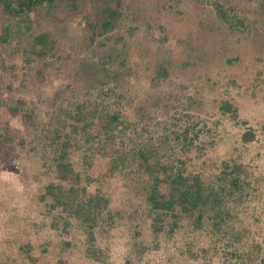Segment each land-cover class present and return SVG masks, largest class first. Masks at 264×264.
Listing matches in <instances>:
<instances>
[{
	"label": "rangeland",
	"instance_id": "1",
	"mask_svg": "<svg viewBox=\"0 0 264 264\" xmlns=\"http://www.w3.org/2000/svg\"><path fill=\"white\" fill-rule=\"evenodd\" d=\"M236 2L241 3V14L258 19L260 2L228 0L231 5ZM212 3L213 0L64 1L57 10L31 13L34 30L47 33L53 43L45 57L32 51L33 40L26 36L15 53L11 44L0 43V264H32V257L38 258L37 264H239L229 262L226 254L231 247L225 241L215 242L221 237L214 234L221 232L207 225L197 230L193 219H182L172 234L168 231L156 236L143 217L142 191L136 185L127 187L123 174L103 178L106 163L98 161L88 167L81 154L78 167L89 169L95 179L90 191L106 196L113 210L124 212L118 220L121 227L117 225L102 237L98 235L97 244L90 247L79 224H73L67 233L57 219L59 213L50 212L48 201L41 200L52 174L39 157L41 153L31 152L23 144V138L32 132L23 111H35L40 121L48 122L50 102L57 92H62L61 101L64 96L77 102L95 100L97 91H89V81L82 76L75 78V74L82 60H96L100 53L108 51L107 46H97L104 37L91 43L89 30V22L97 21V7L107 4L124 13L120 32L126 36V46L132 53L134 75L129 89L136 100L152 103L160 94L164 98L161 106L152 107L158 117L168 110L171 93L181 95L184 101L192 96L201 103L192 107L200 110L197 115L206 122L200 126L206 132L202 140L211 146L202 157L199 150L192 154L193 167L202 170L208 180L220 173L225 160L243 164L250 194L243 205L234 209L229 228L237 232L250 228V235L233 247L264 243V48L259 44L263 40L254 42L240 31L230 36V31L221 29L213 18ZM8 21L0 8V34ZM115 42V38L108 42L109 50L111 46L122 47ZM160 57L173 59L174 66L170 80L155 89L150 83L151 69ZM233 57L238 61L228 64L226 60ZM186 62L190 67L181 68ZM222 100L238 107L237 120L221 114ZM14 107H20V113L15 114ZM249 127L255 131L256 140L244 144L241 137ZM132 214L136 215L134 219L129 218ZM92 248L101 249L103 262L89 257Z\"/></svg>",
	"mask_w": 264,
	"mask_h": 264
},
{
	"label": "trees",
	"instance_id": "2",
	"mask_svg": "<svg viewBox=\"0 0 264 264\" xmlns=\"http://www.w3.org/2000/svg\"><path fill=\"white\" fill-rule=\"evenodd\" d=\"M64 1L70 0H0V8L9 18L0 34L1 45L11 44L15 53L26 36L33 40L32 51L37 52L38 57H45L53 43L48 40L47 33L34 30L31 13L57 10L58 4ZM255 1L260 2L258 21L251 20L244 12L240 13L241 3L231 5L228 0H213L211 14L221 29L230 31V36L240 31L252 37L254 42L263 40L259 44L264 48V0ZM95 15L97 21L89 22L90 41L95 44L97 38L104 37L97 46L102 49L107 46L109 52L103 51L96 60L94 57L85 58L75 74V78L82 76L89 81L92 86L89 91H97L95 100L77 102L64 96L65 100L61 101L62 92H57L50 102L48 122L40 121L35 111H23L27 128L32 129L29 136L23 138V144L31 152L41 153L39 157L52 174L41 200L48 201L50 212L59 213L57 219L67 233L73 224H79L90 247L97 244L98 235L102 237L117 225L121 227L118 220L124 217V212L113 210L106 196L90 191L95 179L89 169L78 167L77 159L81 154L88 167L98 161L106 163L103 178L123 174L127 187L136 185L142 191L143 217L148 219L156 236L168 231L172 234L182 219H193L197 230L207 225L221 232L222 236L214 234L221 237L215 242L225 241L226 246L231 247L226 254L229 262L264 264V243L252 242L241 248L233 247L249 237L250 228H245L242 233L229 228L235 216L234 209L243 205L250 194L243 164L225 160L219 168L220 173L208 180L202 170L194 169L192 154L199 150L202 157L211 146L202 140L206 132L200 126L206 122L197 115L200 110L195 111L192 107L201 103L192 96L184 101L181 95L171 93L168 110L158 117L152 107L157 109L161 106L164 98L160 94L152 103L137 101L129 89L134 75L132 53L126 46V36L120 32L124 13L107 4L97 7ZM148 26L150 29L151 25ZM130 30L132 37L134 29ZM113 38L122 47L115 49L111 46L109 50L108 42ZM236 61L238 57L226 60L228 64ZM173 66V59L169 57L157 59L151 69L153 88L157 89L161 83L170 80ZM187 67H190L188 62L182 63L181 68ZM20 109L14 107L13 112L20 113ZM219 111L232 120L239 118L238 107L228 100L221 101ZM243 124L247 125V121ZM93 129L96 133L92 132ZM241 138L244 144H250L256 140L255 131L249 127ZM262 212L261 223L264 225V207ZM135 217L132 214L129 218ZM53 226L57 228V225ZM66 245L72 246L70 243ZM88 252L91 259L103 262L101 249L92 248ZM31 261L37 264L38 258L32 257Z\"/></svg>",
	"mask_w": 264,
	"mask_h": 264
}]
</instances>
